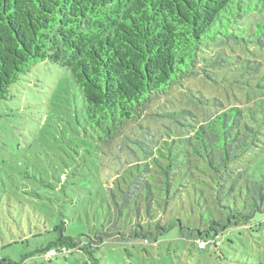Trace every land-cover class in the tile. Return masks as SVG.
Wrapping results in <instances>:
<instances>
[{
    "label": "trees",
    "instance_id": "16d2710c",
    "mask_svg": "<svg viewBox=\"0 0 264 264\" xmlns=\"http://www.w3.org/2000/svg\"><path fill=\"white\" fill-rule=\"evenodd\" d=\"M233 45L264 55V0H0V101L31 66H61L106 148L151 98L187 78L228 79L246 91L225 105L189 89L199 119L189 108L157 114L176 135L141 133L125 146L133 161L112 158L100 229L81 239L65 235L62 222L36 252L77 251L80 264H104V242L157 243L174 232L198 248L264 214V174L246 173L264 150V60Z\"/></svg>",
    "mask_w": 264,
    "mask_h": 264
},
{
    "label": "rangeland",
    "instance_id": "374dc122",
    "mask_svg": "<svg viewBox=\"0 0 264 264\" xmlns=\"http://www.w3.org/2000/svg\"><path fill=\"white\" fill-rule=\"evenodd\" d=\"M233 50L264 60L253 46L233 45ZM189 89L225 105L246 97V91L228 79L187 78L151 98L142 117L127 124L106 148L95 142L79 90L65 68L44 61L22 74L0 101V259L15 264H80L84 256L77 251L49 257L35 250L55 238L53 229L62 222L65 235L81 239L100 229L107 217L112 158L133 161L125 146L141 133L146 139L176 135L174 124L157 114L189 108L199 119V111L186 97ZM249 161L246 173L264 174V150ZM198 248L195 240L171 232L157 243L104 242L101 257L104 264H264V214H255L247 225L230 227L215 244L201 242Z\"/></svg>",
    "mask_w": 264,
    "mask_h": 264
},
{
    "label": "built area",
    "instance_id": "2783aa9c",
    "mask_svg": "<svg viewBox=\"0 0 264 264\" xmlns=\"http://www.w3.org/2000/svg\"><path fill=\"white\" fill-rule=\"evenodd\" d=\"M54 252L53 251H50L49 254L52 255Z\"/></svg>",
    "mask_w": 264,
    "mask_h": 264
}]
</instances>
